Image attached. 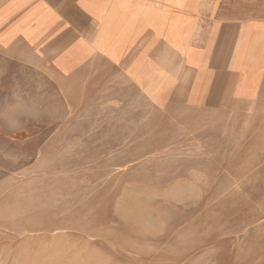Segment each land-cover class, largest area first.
I'll return each mask as SVG.
<instances>
[{"label": "rangeland", "instance_id": "obj_1", "mask_svg": "<svg viewBox=\"0 0 264 264\" xmlns=\"http://www.w3.org/2000/svg\"><path fill=\"white\" fill-rule=\"evenodd\" d=\"M111 74L0 53V106L40 86L54 112L0 130V264H264V86L155 105Z\"/></svg>", "mask_w": 264, "mask_h": 264}, {"label": "crops", "instance_id": "obj_2", "mask_svg": "<svg viewBox=\"0 0 264 264\" xmlns=\"http://www.w3.org/2000/svg\"><path fill=\"white\" fill-rule=\"evenodd\" d=\"M0 53L65 78L118 73L155 105L254 103L264 0H0Z\"/></svg>", "mask_w": 264, "mask_h": 264}, {"label": "clouds", "instance_id": "obj_3", "mask_svg": "<svg viewBox=\"0 0 264 264\" xmlns=\"http://www.w3.org/2000/svg\"><path fill=\"white\" fill-rule=\"evenodd\" d=\"M36 93H17L13 101L0 106V130L16 133L22 131L29 123H38L45 119H53L54 112Z\"/></svg>", "mask_w": 264, "mask_h": 264}]
</instances>
